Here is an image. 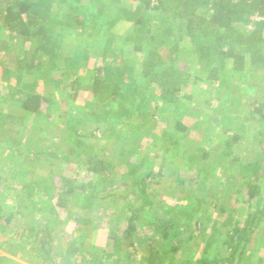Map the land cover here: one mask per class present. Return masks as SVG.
Masks as SVG:
<instances>
[{
  "label": "trees",
  "instance_id": "trees-1",
  "mask_svg": "<svg viewBox=\"0 0 264 264\" xmlns=\"http://www.w3.org/2000/svg\"><path fill=\"white\" fill-rule=\"evenodd\" d=\"M0 11V31L13 48L17 43L12 66L4 63L11 46L0 47V97L20 111L19 123L10 124L13 113L0 108V127L9 130L0 152L10 161L9 171L0 170V191L10 196L0 198L2 238L44 264H264V0H4ZM123 21L130 30L118 34ZM199 83L215 94L205 112L222 127L217 150L188 136L207 121L183 119L201 104ZM57 95L79 104L61 115L63 143L43 148L42 137L29 134L53 120ZM244 114L247 123L238 120ZM215 123H207L210 135ZM100 130L121 141L116 149L90 142ZM182 140L192 142L197 161L190 179L201 170L213 175L217 164L220 183L241 177L234 200L243 197L252 206L235 217L231 207L217 204L222 219L211 238L184 257L183 231L194 216L188 205L204 196L180 184L187 191L175 197L185 210L172 218L147 190L163 176L156 159L163 162ZM145 144L156 148L153 155L133 156ZM29 154L38 156L30 161ZM28 159V165L16 163ZM113 181L120 182V195L105 193ZM110 196L125 203L117 209L111 199L109 208L101 206ZM69 221L73 236L57 250L56 228ZM140 228L149 232L145 242ZM13 263L0 256V264Z\"/></svg>",
  "mask_w": 264,
  "mask_h": 264
},
{
  "label": "rangeland",
  "instance_id": "rangeland-1",
  "mask_svg": "<svg viewBox=\"0 0 264 264\" xmlns=\"http://www.w3.org/2000/svg\"><path fill=\"white\" fill-rule=\"evenodd\" d=\"M124 1H127V0H124ZM3 6H4V0H0V10L3 8ZM0 12L2 13V11ZM0 21H1V15H0ZM243 27L244 25L242 24L241 28ZM250 28L251 26L245 27V29H250ZM129 30H130V22L123 21L118 25L116 31L118 34H124ZM3 32L4 31H0V47H6L7 44L11 46L10 47L11 50H7V56L4 58L5 60L4 63L7 66H12L13 64H11L10 59L13 58L15 49L17 47V43L15 44L13 48L14 42L12 41L11 38H8L6 33H3ZM5 40H7V42ZM1 85L3 84H0V88L2 87ZM197 86L198 87H196L195 90L198 91L201 96V97H198L201 104H199L198 102L196 103V105L194 104V106L191 107L189 114L184 116L183 119L189 125H193L197 121H200V122L207 121V122L206 123L203 122L202 125L199 126L198 131L189 130L188 136L191 139L199 138V142L204 144L207 148H211L212 150H217V146H218L217 144L219 143V139H220L219 137H221L223 134L222 127H219L220 129H218L217 123L212 122L210 120L211 116L213 115V112L212 114L205 112L206 111L205 106L209 104V103L207 104L206 100L210 99V97L215 98V94L211 93L213 88L209 87V85L206 86L203 83H199V85ZM50 88L51 87H49L47 90H49ZM203 88L207 90L211 88L210 89L211 91H209L211 94L207 93V91L204 92ZM50 90H53V89L51 88ZM0 92H3V90L0 89ZM1 94L2 93H0V95ZM230 97L232 98V94H229V98ZM57 98H58V105H57L56 113L54 114L55 116L52 118L53 120L49 122L44 121L43 130L40 132L34 131V128L32 127L31 132L29 134V136L31 137H35V136H37V138L42 137L43 141L41 145L43 148H49L53 143L60 142L59 129L63 125V122H62L63 120L61 119V115L63 111H66L67 109L69 110L70 108L78 105L79 100H80L79 99L75 101L69 98L68 96L64 97L60 95H57ZM210 103H212V105L217 107L216 99H212ZM0 108L3 111L13 113L12 116L8 119V122L11 121L10 124L19 123L20 119L17 118L18 116L16 115V113L20 111L18 108V104L16 102H13L12 100L3 101L2 97H0ZM169 112H172V111H169ZM242 117L243 118H238V120L244 121L246 123L247 121L248 122L250 121L248 119L249 118L248 114H244V116ZM27 121L29 122V120ZM207 123L209 124L211 123V125L215 123V127L213 128L212 135H210L207 132V129H206ZM95 125H96L95 123L91 122L89 124L90 129L95 127ZM7 131H9L7 127L5 128L0 127V145H2L3 144L2 142L5 140V138H7L8 136ZM117 131H119L118 128H117ZM197 133H199V135ZM107 134H108L107 132L103 134L101 130L96 131L95 136L92 138L93 140L90 138V142L95 143L96 148H102L104 146L106 147L105 150H107V152H110L116 149L117 148L116 146L119 143H121V141L119 142L114 137H110L109 135L106 136ZM62 143L63 141L60 142V144ZM191 144L192 142L191 141L189 142V140H182L180 141V144L178 146L171 147L170 152L164 158H162L164 163L162 162V160H160V158L156 159V163L163 165V170H162L163 176L158 179L157 183L150 184V187L147 189L148 191H150L151 194H153V196L155 195L154 196L155 201H159L160 203L162 202L167 206L165 209L166 211H169L170 213L169 216H171L172 218L174 217L177 218L178 215H180L181 211L178 210L179 208L181 210H185V205L184 204L181 205L180 202H178L175 197L178 191H182L181 194L186 193L187 191L186 188H183V190L180 189L182 188L180 184H185L186 185L185 187L189 186L190 188H192L193 193L198 195L199 197L204 196L203 202L201 201V202L194 203L193 205L192 203L191 205H188L191 210L193 209L192 212L194 213V216H192L193 218L191 222L189 223V225L185 226V228L183 227L184 231H183V238L181 242L182 243L181 254H180L181 257L186 256V254L190 255L191 253H193L194 250L199 251L204 245V243L207 241V239L211 238L210 236L211 227L214 224H217V221L219 222L222 219L221 217H219L217 213V204L222 202L227 207H231L232 210L235 211L233 212V215L235 217H239L243 215L244 213L248 212L249 209L252 208L251 204L249 202H245L244 201L245 198L243 197L239 198L238 201L234 200L235 199L234 186L240 183L241 177L237 176L235 179L232 178V180L230 181L228 180V181H224L223 183H220V181H222L220 179L221 175H219V169L217 173V164L215 160L211 162L212 165L213 163L216 164V168H215L216 170L214 171L213 175H208L207 172H204V170H201V172L198 173L199 175L196 174L198 175V177H194L193 180L190 179L191 172L189 171L193 169L195 170L196 165H197V161H195L193 150L191 148ZM138 146H139V149L135 150V153H133V156L135 157H138L143 152H148L152 156L153 153L156 151V148H154L153 145L145 144L144 146L143 145L142 146L138 145ZM27 148H28V145L26 143L24 146H21L20 149L22 153H25ZM6 155H7L6 153L0 152V170L9 171L7 164H9L10 161L6 160L7 159ZM35 156H38V155L35 154L34 156H32L31 154H29V157H30L29 159H31L30 161L35 159ZM17 159L20 160L21 157H18ZM29 159L24 162H16V163L17 164L24 163L25 165H28L30 163ZM37 163L31 164L33 165L32 167H34L33 169H35L38 166ZM202 165L203 167L207 166L205 162H203ZM212 165L209 164V166H212ZM40 166L42 167L43 171H45L46 173L50 172L48 170L51 167L49 166V164L42 163L40 164ZM226 169H227L226 171H223V176L228 175V171H230L229 168H226ZM180 173H182L181 176L183 177V180L181 181L176 179V174H180ZM74 174H76V172H74ZM11 180L14 181L16 179L13 177ZM202 180H205V184H199V182ZM119 185H120V182L113 181L111 185L106 187L107 189L105 190V193H108L109 191L114 190V191H117V195H120L123 191L117 188ZM4 191L5 190L3 189H2V192L0 191V195H1L0 198L7 197L6 199H9L10 198L9 194ZM243 194L245 195V193ZM217 195L219 196V198H217ZM115 197L116 196H110V198L105 197V200H103L101 206L108 207L110 204H112V205L117 206L116 208L119 209V206H122L123 202L125 203V201H123L121 196H117L116 198ZM109 200L111 201V203H108L109 204L108 205L107 202ZM116 201H118L119 204H115ZM128 201L131 202L132 199L130 198ZM248 206H251V207L249 208ZM60 214H61L60 215L61 217L62 215H64L63 212H61ZM74 227H75L74 222L69 221L56 228L58 232L55 234L54 247L57 250H60L64 247L65 242L70 238V235L73 234L71 232L74 230L73 229ZM140 230H143V234H144L140 237V240L145 242V235H147V233L149 232L144 231L143 228H140ZM192 232L195 234V238L188 239L189 234ZM16 244L13 243V240H11V238H7V237L2 238V235H0V256H5L7 258L12 259L13 261H15V263L13 264H42V263L44 264V262H41V261L35 262L36 258H32L31 254H28V253L24 254V252L22 251L19 252L18 250H16L17 247L19 246L18 243ZM217 249L219 250L220 247L219 245H217V242H214L212 244L211 250L217 251ZM30 251L32 250H29V252ZM260 252L264 253L263 250ZM57 264H63V261H59L57 262Z\"/></svg>",
  "mask_w": 264,
  "mask_h": 264
}]
</instances>
